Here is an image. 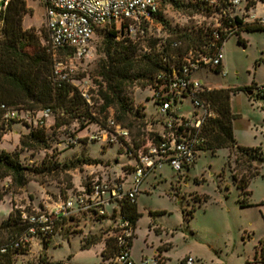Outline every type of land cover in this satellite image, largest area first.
<instances>
[{"label":"rangeland","instance_id":"374dc122","mask_svg":"<svg viewBox=\"0 0 264 264\" xmlns=\"http://www.w3.org/2000/svg\"><path fill=\"white\" fill-rule=\"evenodd\" d=\"M2 2L0 0V6ZM256 2L255 13L264 16V4ZM26 4L29 13L24 17V29L34 31L47 53H51L44 3L26 0ZM191 4L189 0H164L160 13L162 21L148 29L146 40L182 38L187 45V37L196 39L200 32L210 29L215 24L214 16L197 11ZM104 34V30L95 34L91 59L67 62L75 68V79L87 81L85 85L95 104L90 110L96 116L102 104L98 96V65L104 58ZM240 35L246 41L245 46L238 42L237 35L230 37L223 46V73L202 70L194 79L209 89L263 85L264 30L243 31ZM145 42V39L140 41L144 48L147 47ZM56 54L62 58L65 52L57 51ZM257 95L256 89L251 96L243 90L232 95L231 110L236 116L233 130L238 145L260 147L264 156V99ZM131 97L134 109H141L147 123L140 138L134 137L140 139L135 146L140 150L153 142L150 133H161L162 127L156 118L163 117L158 114L149 87H135ZM54 125L55 119H52L44 128L49 143L46 150L21 151L19 139L28 129L18 123L0 139V152H16L23 165L38 171L23 189L10 186L8 179L0 181V225L12 211H21L22 216L56 211L61 202L78 193L90 178L119 177L124 180L126 189L131 187L134 173L127 168L134 166L136 161L127 156L124 144L85 140L71 146V136L83 137L94 131L95 125L87 123L83 129L77 122L61 128ZM257 168L258 175L255 174ZM241 179L249 180L250 205L247 207H242L238 201ZM203 196H207L206 201L194 202ZM193 206L195 210L191 215ZM136 208L141 216L135 228L133 253L138 256L150 257L157 250L166 264H181L187 256L195 257L201 264H264L256 258V251L264 239V161L251 163L239 156L236 149H220L215 153L201 152L196 163L180 173L164 164L143 179ZM110 223V220L99 223L90 215L71 214L56 227L50 238L36 235L24 249L11 250L9 254L13 264H102L101 253L112 244L106 238ZM96 238L100 239L99 244L83 250L86 240ZM6 243H10L8 233L0 229V245Z\"/></svg>","mask_w":264,"mask_h":264},{"label":"built area","instance_id":"2783aa9c","mask_svg":"<svg viewBox=\"0 0 264 264\" xmlns=\"http://www.w3.org/2000/svg\"><path fill=\"white\" fill-rule=\"evenodd\" d=\"M10 0H3L0 13ZM260 1L264 4V0ZM45 6L46 31L53 61V82H73L89 107L93 106L87 81H73L75 68L68 61H82L93 56L92 41L95 31L109 22L121 24L128 22L131 33H145L156 23V16L161 13L163 0H42ZM200 7V11L211 14L215 24L204 30L209 39L197 49H190L181 56L166 52L162 56L169 71L161 72L155 88H152V100L158 108V114L163 118L158 124L161 133H156L153 142L140 150L135 149L132 135L128 129L122 128L113 119H109L107 129H97L84 137L71 136L69 144L76 146L81 139L88 142L104 144H126L129 156L136 163L132 172L134 179L129 189L125 188L124 180H102L90 178L82 189L71 194L61 202L56 211H44L30 216H22L24 221L31 224L27 234H24L14 245V248L26 246L31 239L38 235H48L53 231V225L61 217L73 214L91 213L96 216H106L111 212L120 214V204H134L137 200L139 187L143 179L153 170L168 164L178 173L183 168L193 166L207 139L203 129L215 112L210 104L200 95L208 92L194 75L202 70L223 73V46L227 39L241 33L243 28L251 24L264 27V16L255 13L256 5L248 8L249 0H191ZM257 3V2H256ZM166 41L159 43L158 51H166ZM181 47L180 42L172 44L171 49ZM59 49L65 50L64 57L58 56ZM84 84V85H83ZM257 94L264 93V84L256 87ZM51 117V111L45 109L40 115L38 124L44 127ZM26 121L30 118L23 111L0 106V129L8 127L12 121ZM137 144L139 141H136ZM109 209V212H108ZM110 238L115 242L116 254L108 264H166L160 254L145 257L135 261L132 257V245L135 229L130 220L119 217L112 226ZM259 252L264 253V239L259 244ZM3 247L0 252L5 253ZM182 264H201L193 256H187Z\"/></svg>","mask_w":264,"mask_h":264},{"label":"trees","instance_id":"16d2710c","mask_svg":"<svg viewBox=\"0 0 264 264\" xmlns=\"http://www.w3.org/2000/svg\"><path fill=\"white\" fill-rule=\"evenodd\" d=\"M189 1L191 4V0ZM254 5H256V2L249 0L248 8ZM176 6L182 7L180 4H176ZM192 6L197 11L201 10L196 4ZM28 13L26 0H10L6 8L0 13V106L5 105L9 108L23 111L30 118L29 122L24 120L12 121L8 127L1 128L0 139L5 133L12 131L14 124L23 125V127L28 129V133L22 135L19 139L21 151H37L49 148L44 128L52 119H55V128L68 127L73 122H77L80 124V129L85 127L84 124L92 123V125H95V130L107 129L109 119H113L122 128L130 131L133 142L137 146L140 143L138 138L143 134L141 131L146 128L147 123L145 115L141 113V109H134L133 107L132 90L135 87L141 89L149 87L150 90L155 88L158 75L161 72L169 71L168 65L162 60V56L166 52L179 57L192 48L197 49L204 45L209 39L204 33L200 32L196 39L187 37V45L182 38L146 40L149 28L145 29L144 34L139 32L131 33L129 24L126 21L121 24L109 22L102 27H98L95 34L99 30H104L105 34L103 40L104 58L98 65V77L100 79L98 96L102 104L98 111L99 116H96V113L90 110L91 107H89L87 101L82 97L73 82H63L59 85L53 82L51 53H47L46 49L41 45L40 38L34 31L26 30L23 27L24 17ZM155 18L156 23L162 21L160 13ZM255 30H264V27L248 24L241 33ZM241 33L236 34L238 42L245 46L246 41L241 37ZM141 39H145L147 47H142L140 44ZM162 41H166V51L159 52L158 46ZM175 42L181 43V47L177 50L171 49L172 44ZM58 51L65 52L63 49ZM73 81L75 83L81 82L80 79L75 78H73ZM254 89L256 87H245L243 89L218 88L211 89L200 95L215 112V117L210 118L203 129L207 142L202 152L210 150L215 153L220 149H236L239 156L249 162L264 161L260 148H247L237 145L233 130V121L236 116L231 110L232 95L240 90H243L246 94L248 92L253 94ZM257 97L264 99V93L262 95L258 94ZM91 100L93 103V97H91ZM94 106L95 104L93 103L92 108ZM45 109L51 111V117L44 127H40L38 121L42 111ZM156 121L157 123L159 122L157 118ZM150 135L153 140V137H156L157 134L150 133ZM134 137L138 138L135 139ZM85 140L87 141L85 138L81 139L79 144ZM136 141H139V143L137 144ZM125 147L129 149L126 144ZM126 153L129 156L128 151ZM133 168L134 166H130L127 170H130L129 172L131 173ZM37 173V169L23 165L16 152H0V181L8 179L10 180V186L23 189L32 180L31 177ZM248 181V179H241L238 183V188L240 189L238 201L242 207L250 205L247 198L249 195L247 191ZM206 200L207 196H203L194 199V202L200 204ZM194 210L195 207L193 206L190 212L191 215ZM82 215H90L99 223H105L107 220L111 221L107 226L106 238L112 244L110 246L107 245L106 249L101 253L102 264H108L116 254L115 242L109 237L115 221L121 216L125 217L131 221L135 229L141 216L137 211L136 203L130 204L127 202L120 204L119 215L114 212L106 216H96L91 213ZM64 219L65 217H61L54 223L53 231L50 234H38L37 236L42 239L50 238L57 229L56 227L64 222ZM30 228L31 224L23 220L21 211H12L9 217L2 221L0 229L6 230L10 243L0 245V249L3 247L7 248L5 253L0 252V264H13V259L9 252L11 250L24 249L28 245L26 244V246L19 248L13 247L24 234L28 233ZM100 242V239L97 238L95 240L91 239V241L86 240L83 250H88ZM259 249L260 247L256 251V258L259 257L260 261L264 263V253L260 254Z\"/></svg>","mask_w":264,"mask_h":264},{"label":"crops","instance_id":"0c3cea01","mask_svg":"<svg viewBox=\"0 0 264 264\" xmlns=\"http://www.w3.org/2000/svg\"><path fill=\"white\" fill-rule=\"evenodd\" d=\"M23 24H24V22H23ZM226 43V42H225ZM224 69V65H223V67H222V70ZM12 129H13V126H12ZM234 137H235V135H234ZM236 144L238 145V143H237V141H236ZM240 146V145H239ZM243 147V146H242ZM247 148H251V147H247ZM256 148H260V147H256ZM260 150H261V152H262V149L260 148ZM256 161H252L251 163H255ZM253 166H255V165H253ZM256 175H258L259 174V168H257L256 169V173H255ZM254 174V175H255ZM254 175H252V176H254ZM251 176V177H252ZM248 198V197H247ZM133 244H134V242H133ZM133 248H134V246L132 245V257H133V259L135 260V261H140L141 259H143V258H145V257H147V255H144V254H142V255H140V256H138V255H136L135 253H133ZM157 253H159V251H157V250H155L154 252H153V255L154 254H157ZM149 256V255H148Z\"/></svg>","mask_w":264,"mask_h":264},{"label":"water","instance_id":"95a60500","mask_svg":"<svg viewBox=\"0 0 264 264\" xmlns=\"http://www.w3.org/2000/svg\"><path fill=\"white\" fill-rule=\"evenodd\" d=\"M247 95L251 96L252 95V92H248Z\"/></svg>","mask_w":264,"mask_h":264}]
</instances>
